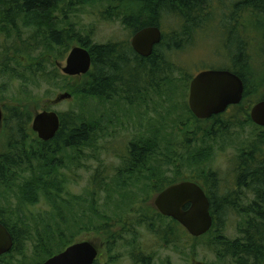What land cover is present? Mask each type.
I'll list each match as a JSON object with an SVG mask.
<instances>
[{"label": "rangeland", "instance_id": "374dc122", "mask_svg": "<svg viewBox=\"0 0 264 264\" xmlns=\"http://www.w3.org/2000/svg\"><path fill=\"white\" fill-rule=\"evenodd\" d=\"M240 1L211 0L209 12L201 16L202 27L188 37L181 50L168 54L171 72L145 85L131 102L119 89L110 99L73 94L70 87L81 81L60 71L69 50L48 47L38 33L34 14H22L13 27H5L7 33H0V107L5 118L0 126V155L8 153L12 109L32 117L44 110L74 112L97 130V139L79 151L62 147L50 159L60 165L57 178L65 184L62 198L54 196L57 209L46 198L36 206H21L9 190L0 188V207L10 196L14 222L31 225L28 240L22 239V250L11 258L14 264H37L44 259V251L40 247L36 251L40 234L44 235L45 251L61 252L75 243H93L99 251L96 264H235L231 257H222V250L237 240L244 243L246 214L227 212L208 235L197 239L172 220L158 217L154 201L162 192L158 190L166 186V178L196 181L213 190L209 186L213 174L220 183L213 198L227 196L240 208L255 200L252 192L239 186L238 178L243 155L264 149V143L261 146L255 141L262 130L247 116L264 97V19L254 24L251 14L236 10ZM80 2L71 6L69 0H62L51 9L56 29L76 33L72 47L78 46L80 38L92 45L130 44L132 33L122 25L121 17L115 11L107 14L112 1ZM182 23L173 16L162 19L166 43L172 44ZM259 23L261 29L256 28ZM229 35L235 39L233 47L228 44ZM239 40L245 43L250 67L245 81L250 94L218 120H196L188 105L191 81L203 70L232 67L231 50H237ZM38 67L42 73L34 74ZM64 93L72 98L53 103ZM31 137L38 138L34 132ZM151 141L162 154L175 155L176 162L156 168L158 177L154 179L147 170L130 181L122 173L126 168L123 160L132 144ZM33 166L38 170L42 164L34 161ZM17 176L25 180L31 174L20 170ZM247 259L253 264V257Z\"/></svg>", "mask_w": 264, "mask_h": 264}, {"label": "trees", "instance_id": "16d2710c", "mask_svg": "<svg viewBox=\"0 0 264 264\" xmlns=\"http://www.w3.org/2000/svg\"><path fill=\"white\" fill-rule=\"evenodd\" d=\"M79 1H82L80 4L83 5L90 0H69V4L72 6ZM100 1H112L114 3L111 4L108 10L109 13L107 14L115 11L118 15L117 17H121L119 20L122 25L132 35L146 27L157 26L163 30L162 19L166 16L180 18L183 22L181 32L179 31L174 35L175 38L173 37L172 44L166 43L164 34L163 42L156 47L150 58L139 57L130 44L112 43L102 46L92 45L88 39L80 38L77 41L78 45L90 51L93 66L88 74L75 78L76 81H81V83L77 87H75L76 85L70 87L73 94L110 99L113 94L117 93V89H119L129 102L132 101L135 95L144 90L145 85H152L154 80L160 77L162 73L171 72L172 65L168 62V54L181 50L186 44L188 37L191 38L193 33L202 27L201 16L204 12H209L208 8L211 2V0ZM61 2L62 0H0V27H4L0 29V33L2 31L7 33L5 27H13L17 18L22 14H34L38 17V33L41 34L40 37L43 40L48 42V47L53 50L54 46H64V48L70 51L77 38L76 33L71 31L72 37L71 33L69 35L66 31L56 29L53 20L51 23V9ZM236 10L251 14L254 17L255 24V21L259 18L264 19V0H242L239 5H236ZM259 25L261 24L259 23L256 28L261 29ZM233 38L230 36V46L235 43V39ZM71 42L73 43L71 44ZM236 44V48L238 46L237 50L234 52L231 50L233 53L232 57H234L231 68L235 70L236 75L245 84V100L246 96L250 94V90L245 83L249 73L247 70L250 67L247 65L244 41H237ZM33 72L34 74L42 73L39 67ZM45 76L49 77V74H45ZM58 76L60 75L58 74ZM261 100H264V97ZM59 116L61 127L56 137L49 142H43L39 138L31 137L33 133L31 129L33 117L29 113L20 109H12L10 112L9 119L12 122L11 127L15 133L12 131L9 137L7 145L8 153L0 155V188L9 190L18 199L21 206H36L41 202V198H46L57 209L54 196L62 198L65 192V184L57 178L60 175V165H57L56 162H50V159L62 147L77 149L79 151L83 146L97 139L94 133L97 130L90 126L83 119L84 117L78 116L74 112L59 114ZM247 116L251 121L249 111L247 112ZM218 118L219 116L213 119L218 120ZM259 129L262 131L255 141L262 146V143H264V129ZM155 143L151 141L147 144H132L129 155L123 160L126 168L125 172H122L129 176L130 181L138 180V178L144 176V171L147 170L150 171L149 173L147 172L149 174L148 177L151 176L154 179L158 177L156 168L167 165L171 166L176 162L175 155L171 156L170 153V155L162 154L159 147L154 145ZM243 156L245 159L239 173L238 184L254 194L255 200L250 206L240 208L238 204H235L236 200L232 202L229 197L218 196V194L213 198L212 194L215 195L214 191L218 193L220 191V183L216 174L212 175L214 179L210 177L209 182V186L213 190L202 188L208 195L211 213L216 220H219L220 216L225 215L231 210L246 214L249 217L246 221L247 227L243 238L244 243L241 244L242 242L237 240L224 246L222 257H231L235 264H249L247 257H253V264H264V149L256 150V152H250ZM34 161L42 164L38 170H35L33 166ZM20 170H29L31 174L30 178L20 180L17 176ZM166 181V186L159 189L158 192L173 184L191 180L183 178L181 180H169L166 178ZM30 183L31 185L28 186ZM8 198L5 201L6 205L0 207V223L11 232L14 238V248L11 253L0 257V264H14L11 258L14 257L13 255H16L15 253L22 250L20 248L22 246V239L28 240V229L31 226L28 222L21 223V226L14 222L13 209L10 206L11 201ZM156 215L160 218L162 217L158 212ZM40 237L42 239H39L36 251L38 252L40 247V250L44 251V259L37 264H43L45 260L60 253V251L58 252L54 249L45 251L46 243L43 240L44 235L40 234ZM65 249L60 250L63 252Z\"/></svg>", "mask_w": 264, "mask_h": 264}, {"label": "water", "instance_id": "95a60500", "mask_svg": "<svg viewBox=\"0 0 264 264\" xmlns=\"http://www.w3.org/2000/svg\"><path fill=\"white\" fill-rule=\"evenodd\" d=\"M162 38L159 27H146L134 34L132 48L139 56L148 58L162 42ZM91 66L90 52L76 46L70 51L61 69L66 76L79 77L89 73ZM243 95L244 84L237 75L229 71H206L196 76L190 84L189 107L197 119L207 120L224 113L230 106L239 105ZM71 98L69 93L60 94L53 103ZM250 117L254 124L264 128V101L251 109ZM3 120L4 113L0 107V126ZM60 127L59 115L47 110L36 114L32 123L33 131L43 142L53 140ZM154 205L161 215L177 221L192 237H201L212 228L210 201L205 191L194 182H182L168 187L156 197ZM13 248L11 232L0 223V257L11 253ZM98 255L96 246L85 241L71 245L43 264H94Z\"/></svg>", "mask_w": 264, "mask_h": 264}, {"label": "flooded vegetation", "instance_id": "af4514ba", "mask_svg": "<svg viewBox=\"0 0 264 264\" xmlns=\"http://www.w3.org/2000/svg\"><path fill=\"white\" fill-rule=\"evenodd\" d=\"M242 2V0L239 2V3H237V5H239L240 3ZM240 24V23H239ZM226 37H228V35L226 36ZM229 39H230V35H229V38H228V44H229ZM244 40V39H243ZM240 41V40H239ZM234 45V44H233ZM233 45H232V47H233ZM130 46H131V48H132V45H131V41H130ZM157 46H159V45H157ZM156 46V47H157ZM156 47L154 48V51H155V49H156ZM237 48H238V46H237ZM133 49V48H132ZM154 51H153V53H154ZM232 52V51H231ZM233 52H234V50H233ZM153 55V54H152ZM151 55V56H152ZM139 56V55H138ZM150 56V57H151ZM139 57H141V56H139ZM150 57H148V58H150ZM141 58H143V57H141ZM233 58L234 57H231V59H232V61H233ZM231 61V60H230ZM211 70H222V71H230V72H232V73H234V74H236V72H235V70H233L231 67H219V68H217V69H211ZM206 71H209V70H206ZM202 72H204V70L203 71H201L200 73H202ZM199 73V74H200ZM229 110V109H228ZM217 117V116H216ZM213 118H215L214 116L212 117V118H210V119H207V120H199V119H196V120H198V121H210V120H212ZM162 216V215H161ZM162 217H164V216H162ZM164 218H166L167 220H172L175 224H177L178 225V227H180V228H182V226H181V224H179L177 221H175V220H173L172 218H167V217H164ZM213 218H214V223H215V221H216V219H215V217L213 216ZM214 225V224H213ZM211 232V231H210ZM209 232V233H210ZM209 233H207L206 235H208ZM206 235H204V236H206ZM204 236H202V237H200V238H203ZM199 238V239H200Z\"/></svg>", "mask_w": 264, "mask_h": 264}]
</instances>
